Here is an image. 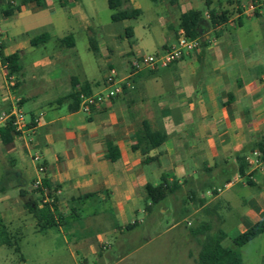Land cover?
I'll use <instances>...</instances> for the list:
<instances>
[{
	"label": "crops",
	"instance_id": "crops-1",
	"mask_svg": "<svg viewBox=\"0 0 264 264\" xmlns=\"http://www.w3.org/2000/svg\"><path fill=\"white\" fill-rule=\"evenodd\" d=\"M57 1L61 6H70L74 2ZM132 1L123 0L122 7H126L124 4L132 7ZM181 1L191 3L193 0ZM15 2L17 4L18 0ZM177 2L169 0L171 9L163 20L175 39L161 44L163 52L176 44L181 29L179 18L186 10H175ZM249 2L226 0L224 7L217 3V8L211 9L228 11L227 21L205 30L200 37L205 42L198 50L166 67L133 71L131 62L144 53L139 49L135 52L122 50L120 55L126 57L123 61L126 68L121 77H127L132 87H124L121 93L108 99L104 97L109 89L104 77L101 82H94L69 74L66 87H59L60 75L70 67L69 57L75 48L74 34L68 29L61 34L57 33L58 29L51 33L44 31L48 40L37 45L30 43L32 37L24 42L29 48L51 40L56 45L54 54L32 61L34 87H23L20 80L21 59L24 50L30 49L10 48L4 37L2 52L4 55L16 52L20 70L15 75L16 86L11 90L0 73V111L16 103L29 116H37L38 123L31 147L17 136L7 144L0 140V160L6 164L9 173L6 190L0 192V204L9 203L11 215L19 219L15 206L20 203L26 207L30 198L28 191L32 188L24 184L36 176L29 153L35 149L43 158L44 179L54 193L52 209L58 224L53 227L65 244L71 242L82 253L99 252L101 229L121 233L123 228L135 226L134 215L140 210L137 206L141 200L145 203L144 186L147 183L157 185L162 178L179 186L167 197L175 201L173 212L180 214V218L199 216L203 206L221 203L229 209L232 204L242 209L238 233L250 225L244 217L251 223L264 221V165L255 166L248 161L258 150L259 139L264 137V4L250 10ZM205 4L204 11L189 9L199 10L207 18L210 0H205ZM7 5L5 0H0L3 17L22 15L30 8L42 21V26L51 25L52 18L39 11L45 7L53 10V0H41L39 6L28 3L9 16L3 14ZM79 26L82 30L81 24ZM84 30L86 32L88 27ZM64 37L68 46L61 42ZM106 52L110 54L112 50L108 48ZM107 66L114 68L111 63ZM73 81L79 84L86 81L90 89L88 95L103 96L89 113L81 110L80 102L72 109L74 103L69 95ZM45 82L56 85L43 87L37 84ZM79 84L75 90H80ZM50 88L58 94L48 95ZM25 102L29 103L26 109ZM142 121H147L163 136L162 143L145 154L134 148L136 131ZM114 154L117 157L111 160L109 155ZM238 156L244 158L243 174L237 172ZM146 158L149 160L145 162ZM156 179H159L158 183ZM227 179L228 183H224ZM210 186L216 188V193H211L207 188ZM246 187L255 189L247 199L241 196L232 200L230 193L225 199H219L225 190ZM14 189L18 191L15 198L10 195ZM38 199L36 197L35 201ZM199 199L204 201L202 206L195 204ZM167 210L166 205L160 204L156 214ZM142 212H146L145 206ZM18 232L16 234H20Z\"/></svg>",
	"mask_w": 264,
	"mask_h": 264
},
{
	"label": "rangeland",
	"instance_id": "rangeland-1",
	"mask_svg": "<svg viewBox=\"0 0 264 264\" xmlns=\"http://www.w3.org/2000/svg\"><path fill=\"white\" fill-rule=\"evenodd\" d=\"M219 2L223 7L226 4V0H210L209 7L217 8ZM177 3V8L174 9H179L178 12L189 8L201 11L206 9L205 0H193L191 3L178 0ZM12 4L16 5V2L14 1ZM53 4V10H48V7H45L39 11L52 18L51 25L42 26V21L35 17L34 12L29 8L22 15L3 17L0 13V29L2 31L1 39L6 37V44L10 48L14 46L29 48L24 42L29 37L44 31L51 33V30L58 29L57 33L61 34L66 33V29H68L72 32L75 38V48L69 57L70 67L65 68L60 75L59 87H66L65 81L69 74L81 79L101 82L103 77L105 78L109 73L107 66L109 63L114 66L116 78H120L126 68L123 64L126 57L120 55L122 50L135 52L139 49L144 53L143 55L161 54L163 53L162 43L175 41L172 33L166 29L163 23L164 17L171 9L169 0L160 2L133 0L131 6L139 8L140 14L135 18L115 22L110 18L113 10L108 7L107 0H74L70 6H61L57 0H53ZM124 5L128 7V4ZM72 11H76V13H71ZM80 24L81 28L83 27L82 30ZM84 27H88L86 30L88 34ZM126 27L133 29V38L126 36ZM25 31L26 33H23ZM89 36H92L97 44V54L89 50L87 41ZM55 46V41L51 40L44 45L29 48V51L24 50V56L21 59L22 75L20 76L23 87L35 86V82L31 78V63L34 58L37 60L46 59L54 54ZM108 48L112 50L110 54L106 52ZM37 84L43 87H55L56 85L48 82ZM47 94L54 96L58 92L50 88L47 90ZM39 96L43 97V93H40ZM30 102L32 103L33 100ZM28 105L29 103L25 102L24 108L26 109ZM34 151L35 149H31L30 155ZM6 169V164L0 160V180L7 175ZM155 182L158 183L159 179H156ZM24 185L31 186V181L27 179ZM9 190L11 191V189ZM254 190L251 187L225 190L219 195V199H225L229 193L232 200L240 199L241 196L247 199ZM32 192L34 191H28L30 198L25 208L20 203L16 206L13 203V206L19 211V219L11 215L9 203L0 204V228L4 224L8 235L11 236L12 241L16 240L19 247V250L15 251L14 246L0 244V264H196L195 258L199 244L189 231L190 227L194 226L200 218L197 215L181 218L180 214L175 215L173 212L176 206L175 201L170 199V196L160 202L161 205L168 207L165 213L156 214V209L160 204L154 206L151 211L142 212L145 203L141 200L137 206L141 211L139 210L134 215L137 224L131 229L123 228L121 233H112L101 229L98 239L102 244L98 242L99 252L94 254L78 251L71 242L65 244L55 227L50 228L44 234L36 231L35 219L27 212L28 207H33L37 197ZM10 195L15 198L18 191L15 190ZM219 204L211 203L209 207L216 209L213 214L215 218L212 219V230L221 229L226 233L222 244L235 248L240 255L242 264H264V233L240 247H234L231 239L239 232L238 225L241 222L239 216L242 209L235 204H232L230 209L225 204ZM244 221L251 224V221L246 217H244ZM18 231L20 234H16Z\"/></svg>",
	"mask_w": 264,
	"mask_h": 264
},
{
	"label": "trees",
	"instance_id": "trees-1",
	"mask_svg": "<svg viewBox=\"0 0 264 264\" xmlns=\"http://www.w3.org/2000/svg\"><path fill=\"white\" fill-rule=\"evenodd\" d=\"M155 1V0H151ZM28 3H34L36 5L41 4V0H18L16 5L12 3H7L8 7L3 11L6 16L11 15L14 10L20 11L21 8ZM108 7L114 12L111 14L110 18L112 21H121L124 19L135 18L140 14L139 8L133 7H122L123 0H107ZM15 6V7H14ZM229 17V12L226 10L216 11L215 9H208V16L204 18L202 12L196 9H188L180 15L179 18V28H181L185 35L190 38L201 37L202 33L208 28H216L221 24L225 23ZM125 34L127 37L131 38L132 29L131 27L125 28ZM48 40V35L45 33H40L32 36L30 43L32 45H37L39 43L46 42ZM66 38H62L61 42L68 46L66 43ZM205 41L201 40L203 44ZM89 49L94 53H98V47L92 36L88 37ZM3 46L1 47V55L4 61L8 64L9 73L16 75L20 70L19 57L16 52L9 55H4L2 52ZM177 61V60H176ZM16 77V76H15ZM79 83L76 81L72 82V91L70 93V98L72 99L74 106L76 108L80 102V94L88 95L90 93L89 83L83 81L80 83V90H75V87ZM16 86V84H15ZM125 86H123L124 88ZM122 88V90H123ZM16 137V133L13 128L9 125L0 126V140L3 144L11 142ZM163 141V136L156 130H153L147 121H142L140 128L136 131V143L134 145L135 149H139L142 154L147 153L149 150L159 146ZM257 148L261 152L264 158V137H261L257 143ZM245 151V150H244ZM117 154L109 155L111 160L116 159ZM239 160L238 170L239 174H243L244 158L241 156L237 157ZM146 158L144 161H148ZM7 175L0 180V192L6 190V184L8 180ZM229 179L225 180L228 183ZM43 185L47 186V182L43 179ZM211 193H216V188L207 187ZM49 189V188H48ZM179 189L176 184L167 183L164 178L157 185H151L147 183L144 186L145 192V209L146 211H151L152 208L158 205L162 200H164L168 195L174 193ZM39 197L38 202L34 201L33 207H28V212L35 219L36 230L44 234L49 228L56 226L58 220L52 209L54 202L52 204H41L40 203V191L32 189ZM50 190V189H49ZM52 191L50 190L49 193ZM193 192H191L192 194ZM55 199V198H54ZM203 200L199 199L197 203L198 206L203 205ZM216 205V203H213ZM215 207L210 208L209 204L202 207L199 214L198 222L194 226L190 227V234L193 236L197 243L199 244V249L197 252V257L195 258L196 264H242L240 255L235 248L230 246H225L222 241L226 238V233L221 229H213L212 219L213 214L216 212ZM184 213L186 212V207L183 206ZM183 214V213H181ZM212 218H211V216ZM209 216V217H208ZM133 225V224H132ZM131 225V226H132ZM264 232V221H258L251 223L243 232L236 234L232 239V244L234 247H240L247 242L251 241L258 235ZM0 244H5L8 246H14V250L18 251L16 240L12 241L11 236L8 235L6 231V226L1 225L0 228Z\"/></svg>",
	"mask_w": 264,
	"mask_h": 264
},
{
	"label": "built area",
	"instance_id": "built-area-1",
	"mask_svg": "<svg viewBox=\"0 0 264 264\" xmlns=\"http://www.w3.org/2000/svg\"><path fill=\"white\" fill-rule=\"evenodd\" d=\"M15 0H5L6 3H13ZM264 4V0H250L249 9L255 10ZM2 31L0 29V73L4 76L5 82L9 88L13 89L16 84V77L9 73L8 64L3 60L1 55ZM201 39L199 37L190 38L185 35L182 29L178 31V37L175 45L170 46L161 54L141 55L139 58L131 62V69L138 71L144 68L166 67L172 62L181 59L184 55L194 52L200 48ZM105 83L109 89L105 98L122 92L123 86L132 87L131 81L127 77L116 78L115 69L109 68V73L105 77ZM101 95H84L80 94V108L83 112L89 113L92 106L102 101ZM38 123L37 116H29L16 103L10 105L6 109L0 111V126L9 125L13 128L16 136L22 138L27 147H31L35 126ZM31 159L35 164L36 176L31 181V188L39 190L40 203L52 204L54 201V193H49V189L43 185V179L46 171L45 163L39 151L35 150L31 154ZM250 164L255 166H263L264 158L259 150L255 151L253 157L248 160ZM226 186V185H225Z\"/></svg>",
	"mask_w": 264,
	"mask_h": 264
}]
</instances>
